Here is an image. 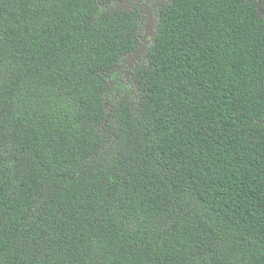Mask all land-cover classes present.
<instances>
[{
    "label": "trees",
    "instance_id": "16d2710c",
    "mask_svg": "<svg viewBox=\"0 0 264 264\" xmlns=\"http://www.w3.org/2000/svg\"><path fill=\"white\" fill-rule=\"evenodd\" d=\"M114 1L0 0V264H264L254 5L172 0L117 72Z\"/></svg>",
    "mask_w": 264,
    "mask_h": 264
},
{
    "label": "flooded vegetation",
    "instance_id": "af4514ba",
    "mask_svg": "<svg viewBox=\"0 0 264 264\" xmlns=\"http://www.w3.org/2000/svg\"><path fill=\"white\" fill-rule=\"evenodd\" d=\"M172 0H116L109 10L133 12L141 16L142 34L139 35L138 46H145L154 40L159 18L163 10L167 9ZM254 5L257 17L264 23V0H247ZM152 35V36H151ZM147 44V45H148ZM128 59H125V62ZM125 64V63H124ZM131 67V66H130Z\"/></svg>",
    "mask_w": 264,
    "mask_h": 264
},
{
    "label": "water",
    "instance_id": "95a60500",
    "mask_svg": "<svg viewBox=\"0 0 264 264\" xmlns=\"http://www.w3.org/2000/svg\"><path fill=\"white\" fill-rule=\"evenodd\" d=\"M157 29V28H156ZM152 36V35H151ZM155 36V35H154ZM154 38V37H153ZM147 44V43H146ZM145 49L146 46H139L138 48H136L135 50H133L126 59H128L126 62L125 60H122V64L119 68H129L131 65L136 64H140L141 63V56H144L145 54ZM126 63L124 66L123 64ZM127 76V74H126ZM264 123V120L262 121Z\"/></svg>",
    "mask_w": 264,
    "mask_h": 264
},
{
    "label": "clouds",
    "instance_id": "9594fccd",
    "mask_svg": "<svg viewBox=\"0 0 264 264\" xmlns=\"http://www.w3.org/2000/svg\"><path fill=\"white\" fill-rule=\"evenodd\" d=\"M147 44H148V43H147ZM147 44H146L145 46H147ZM138 45H139V42H138ZM138 45H137V48L139 47ZM128 55H129V54H128ZM128 55H126V57H125L123 60H125V59L127 58ZM142 59H143V56H141V62H142ZM121 62H122V60H121ZM121 64H122V63H120V64L118 65V67H116V71H117V72H122L123 70H127V69L130 68V67H129V68H125V67H124V68H122V67L119 68V67L121 66ZM125 64H126V63H125ZM125 64H123V66H124ZM134 65H136V63H135ZM134 65H131V67L134 66Z\"/></svg>",
    "mask_w": 264,
    "mask_h": 264
},
{
    "label": "rangeland",
    "instance_id": "374dc122",
    "mask_svg": "<svg viewBox=\"0 0 264 264\" xmlns=\"http://www.w3.org/2000/svg\"><path fill=\"white\" fill-rule=\"evenodd\" d=\"M142 32H143V31L141 30V34H142ZM141 34H140V35H141ZM122 76L124 77V74H123ZM127 76H128V77H130V75H129V74H127Z\"/></svg>",
    "mask_w": 264,
    "mask_h": 264
}]
</instances>
